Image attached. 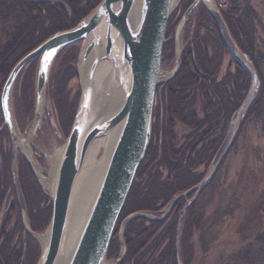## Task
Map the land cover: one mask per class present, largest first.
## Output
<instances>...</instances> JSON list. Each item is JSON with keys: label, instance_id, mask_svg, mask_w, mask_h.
Segmentation results:
<instances>
[{"label": "trees", "instance_id": "1", "mask_svg": "<svg viewBox=\"0 0 264 264\" xmlns=\"http://www.w3.org/2000/svg\"><path fill=\"white\" fill-rule=\"evenodd\" d=\"M18 1L23 3L21 7L16 6ZM100 1L0 0V62L3 57L5 58L8 44L18 35V32H21V23L26 24V33L29 35L26 42L30 41L29 43L32 46L37 47L54 33L77 25ZM221 1L214 0L235 43L249 57L261 82L251 105L241 120V132L254 121L261 125L264 134V24L249 0H226V6L224 7ZM192 2L193 0H189L184 12ZM67 8L70 10V14ZM20 15L25 16V18H20ZM183 15L184 13L179 17H183ZM179 17H170L166 38L174 32L175 25L180 20ZM184 28L187 43L181 56L182 66L178 74L165 85L167 103L165 102L164 108L166 118L164 141L159 144V131L156 137L151 139L147 155L137 172L136 180L128 195L120 219L134 212H157V210L167 205L173 197L187 190L201 179L195 174L189 175L190 177L187 175L183 183L173 181L171 178L173 169L167 131L170 130L173 112H181L183 122L190 123L192 118L197 116L198 107L200 106L202 111L207 106L204 102V99L207 98L210 109L207 115L208 122H212L213 117H219L222 112H224L225 120L228 121L231 114L240 108L251 86L250 75L241 62L225 48L220 33L205 7L199 6L196 8ZM22 44L16 45L12 52L7 53V61L11 58L14 61L20 56L23 57L31 50L30 47L32 46L22 49L21 47L24 46ZM172 48L173 42L168 43L166 41L163 53L165 54L167 50L172 51ZM20 50L22 51L18 53ZM76 55L77 44L62 50L60 65L61 68L64 66L66 69H63L62 76L55 79L57 83L66 80L68 74L76 73L75 67L72 66V61L75 60ZM35 61L36 59L26 66V68L30 67L29 71L31 70L29 73L27 72L28 74L34 73L36 69ZM67 69H69L68 73L63 76ZM1 82L0 80V87ZM207 92L210 95H203ZM57 102V111L60 113V110L64 109L69 101L65 103V101L62 102L61 99H57ZM68 105L72 107V109L70 108L72 112L67 126H65L62 119H59L66 133L71 126L78 103L76 107L74 103ZM190 107H193V112L188 111ZM70 109L68 108L67 111H70ZM253 115L254 120H251L250 118ZM3 122L0 106V138L7 135ZM4 157L5 163L4 168L0 167V177L4 173L11 183V153L10 156L5 154ZM160 167L166 169L168 174L167 178L162 181H159L163 177V173L159 170ZM1 186L0 215L3 214L5 202L3 198L6 194V187L3 184ZM206 192L202 193L186 213L182 228L179 260L177 259L176 237L185 202L184 198L176 202L170 216L163 222L144 217H137L127 222L124 231L126 257L122 264H190V259L194 253V247L188 240L190 232L202 231L204 225L211 228L216 225L219 219V216L211 217L209 215L204 220L205 212L210 205L209 201H211L209 198L204 197ZM16 203L11 204L12 211L6 214L5 223H10V219L13 217L12 213L18 209ZM50 208L51 206L48 205L46 208L40 209L41 213L33 214L32 207H28L30 227L33 230H41L49 223L52 212ZM16 212H19V214L17 219L15 218L14 236L17 233L18 241L10 242V236H13V234L6 233L4 228L0 235V242L4 238L7 241L9 237V243L5 242L0 245V264L22 263L25 243L26 259L24 264H35L40 251L29 236L26 237L25 242L23 241L21 214L20 211ZM118 248V242L113 238L109 248V256L116 255ZM224 264H264V230L230 254Z\"/></svg>", "mask_w": 264, "mask_h": 264}, {"label": "water", "instance_id": "2", "mask_svg": "<svg viewBox=\"0 0 264 264\" xmlns=\"http://www.w3.org/2000/svg\"><path fill=\"white\" fill-rule=\"evenodd\" d=\"M172 1L101 0L77 25L51 35L25 54L10 71L1 94V109L12 142L11 172L19 208L22 211L26 209L25 201L17 169L15 171L19 133L11 110V91L22 70L33 60L40 58L36 80L38 104L40 96L44 95L50 68L57 55L63 49L86 41L89 37L94 40L87 47H83L81 57L89 56L96 43H102L106 58L112 61L116 68L125 71V75L120 80L124 92L123 102L105 116L91 118L92 110L89 106L83 105L84 95L81 91L77 112L61 155L54 192L50 197L52 212L47 229L49 240L46 247H42L38 264L59 263L73 187L77 176L85 166L91 144L95 139L107 136L115 127L121 125L97 196L67 262V264H105L115 228L150 144L155 98L160 84L163 47L173 10ZM200 4H204L206 11L212 17L225 48L247 70L251 78V86L212 161L209 174L193 189L173 197L164 210L162 219L150 218L148 214L133 213L124 220L122 227L137 217L163 222L168 210L177 200L195 191L196 195L200 194L212 179L217 166L227 155L237 124L245 116L260 87V78L255 67L235 43L214 0H194L183 15V24ZM68 13L70 14L69 9ZM178 61L180 62V58ZM40 116L37 111L38 120ZM186 208L176 237L178 260ZM261 212L264 214V203ZM24 226L26 228L25 223ZM125 257L126 248L117 264H122Z\"/></svg>", "mask_w": 264, "mask_h": 264}, {"label": "rangeland", "instance_id": "3", "mask_svg": "<svg viewBox=\"0 0 264 264\" xmlns=\"http://www.w3.org/2000/svg\"><path fill=\"white\" fill-rule=\"evenodd\" d=\"M249 1L264 24V0ZM188 2L189 0H181L177 2L173 6L171 16L179 17L180 15H182V13H184V10L186 9ZM22 4V2L18 1V4L16 6L21 7ZM221 4L223 7L226 6V0H222ZM30 5L33 6L32 4ZM215 5L218 8L217 3H215ZM199 6L205 7L204 4H200ZM94 8L88 14H90L94 10ZM20 18H25V16L20 15ZM179 19L180 20L175 25L174 32L168 35V38H166V41L168 43L173 42V50H167L165 54L163 53L161 76H163V74L165 73L175 72L177 67V60L180 57L181 51L187 43L186 31L184 28L185 24L183 25L182 17H179ZM20 25L22 30L20 33L18 32V35H16L8 44L6 48L7 53L12 52L16 45L20 43L24 44V46L21 47L22 49H27L32 46V44L29 43L30 41L26 42L28 39L27 37L29 36L26 33V24L24 25L21 23ZM180 26H182V30L180 31V33H178ZM84 42L85 41L77 43V55L75 57V60L72 61V66L75 67L76 73L68 74L67 79L63 80L62 83H57V81L55 80L56 78L58 79V77L62 76L61 73L64 72L63 69H66V67L64 66L61 68L60 65V62L62 61V58H60V54L62 51L55 58L50 68L47 85L44 89L45 101L44 106L41 110H39V104L37 103L36 98V80L40 58H37L35 61L36 69L34 73L28 74L31 71H29V66L28 68L25 67L22 70L17 80L15 81L11 91V110L15 121V127L21 139L27 141L29 148V155L27 156V158L32 162L38 164L42 171V175L45 177H49V173L51 171V164L49 162L50 157L55 155L60 149L64 148L67 135L71 130L70 128H68L67 134L65 136L63 135L61 138H58L54 132V128L51 125V121H53V124H55L56 130H59L58 125L62 127V122L60 120V123L59 119H62V121H64L65 123V126H67L71 118L70 113L72 112V107L68 104L74 103L76 107L77 103L79 104L80 101L82 87L81 79L79 76L78 63L81 58ZM32 47H30L31 50L35 48ZM179 48H181L180 53H178ZM21 51L22 50H20L18 53H20ZM6 55L5 58L3 57L0 62V80L2 81L0 87V106L1 94L6 79L12 68L16 65L17 61L22 58V56H20L14 61L12 60V58L8 59L7 61ZM68 70L69 69H67L63 76L68 73ZM62 87L63 89H61ZM57 99H61V101H65V103L69 101L67 105H65L64 109L60 110V113H58L57 111ZM68 108H71L70 111H67ZM37 111L41 114L39 120L36 118ZM75 115L70 127H72ZM250 119L254 120V115ZM3 126L6 129L5 131L7 132V135L0 138V167L2 168H4L5 163L4 155L6 154L7 156L8 154L10 156L12 148L9 130L5 125V121L3 122ZM21 154H24L25 156L27 155L26 153L21 151L19 147H17L16 157H22ZM33 166L35 170L34 173H32L29 168H27V165L26 167L23 166V168L18 171L20 187L23 192L25 201V211H22L19 208L18 197L13 181L12 172L10 174L11 183L8 180V176H5L4 173L1 174L0 190H2L1 185L3 184L6 187V194L3 198L5 200L4 205L12 203L14 205L15 202H17L16 207L18 209L16 211H20L22 224H26V230L23 226L22 231L23 241L25 242L27 240L26 237L29 236L30 239L33 240L34 244L36 243L40 251L38 260L35 263L38 264L41 257L42 244L37 236L47 234L50 220L45 228L38 231L33 230L30 227L28 207H32L31 210L34 211L33 214L41 213V208H46L48 205H52L50 198L52 194L51 191L46 189L41 182V178L37 174L35 164ZM16 169L17 161L15 164V171ZM220 181L221 187L218 190H211L208 193L206 192L207 194L205 195V198H209L211 201H209L210 205L205 212L204 220L206 219L205 217L209 215L211 217L219 216L218 222L211 228H207L204 225L202 231H198L196 233L194 231L190 232L188 240L194 247V253L192 254V257L190 259V264H224L230 254L237 251L242 245L252 240L257 233L264 230V214L261 212V207L264 203V134L259 123L253 121L250 126H248L243 132H241L239 143L234 148H232L231 153L224 162ZM192 193L187 195V197H189ZM5 208L6 205L3 209ZM50 209L52 210V206ZM13 210H15V208H13ZM160 210L161 209L153 213H134L148 214L150 218L159 220L162 219V213L160 212ZM9 211L10 210L8 209L7 213H9ZM16 211L12 213L13 217L12 219H10V223H5V221L3 220L1 230L2 233L5 228L6 233L13 234V236H10L9 239L10 242L13 243L18 241L17 233L14 236V224L19 214V212ZM127 217L122 219L119 218V221L115 228V233L113 235V238H115V241H117L119 245L118 253L116 255L109 256L108 251L105 264H117V261L123 255L124 248H126L124 241V231L126 225L125 227H122V223ZM181 236L179 241L180 254ZM8 238L7 241H5V238L2 239L0 245L5 242L9 243ZM24 246V249L26 250V243ZM22 259H24V262L20 264L25 263L26 251L24 250Z\"/></svg>", "mask_w": 264, "mask_h": 264}, {"label": "bare ground", "instance_id": "4", "mask_svg": "<svg viewBox=\"0 0 264 264\" xmlns=\"http://www.w3.org/2000/svg\"><path fill=\"white\" fill-rule=\"evenodd\" d=\"M179 1L181 0H173L172 5L174 6ZM181 30L182 26L179 27L178 33ZM93 40L92 37H89L85 41L84 47H87ZM180 51L181 48L178 49V53ZM78 70L81 79V91L84 95L83 105L89 106L90 110H92L90 111L91 118L105 116L123 102L124 92L120 80L125 75V71L122 68H116L112 61L106 58L102 43H96L89 56L80 58ZM172 74L173 72L165 73L161 77L167 79ZM44 101L45 96L41 95L39 110L43 108ZM120 130L121 125H118L107 136L95 139L91 144L85 166L77 176L73 187L58 264H67L73 253L81 230L97 196ZM17 147L29 155L27 141L21 139L20 135ZM62 153L63 149H60L55 155L50 157L51 171L49 177L43 176L40 167L34 163L41 182L46 189L51 191V194L54 192ZM37 237L42 247L45 248L49 240V233Z\"/></svg>", "mask_w": 264, "mask_h": 264}, {"label": "flooded vegetation", "instance_id": "5", "mask_svg": "<svg viewBox=\"0 0 264 264\" xmlns=\"http://www.w3.org/2000/svg\"><path fill=\"white\" fill-rule=\"evenodd\" d=\"M67 11H68V8H67ZM183 50L181 51V54H180V62L177 60V67H176L175 72L172 74V76H170L167 79L161 77L162 81H160V84L157 88L155 104H154V111H153V125H152L151 139L156 137V134L159 131V144L163 143L164 137H165L164 127H165L166 118L164 114V108H165V102L167 103L165 85L168 82H170L180 71L181 66H182L181 56H182ZM203 95H210V93L209 92H207L206 94L203 93ZM204 102L206 103L207 106L204 107L202 111L199 106L197 109L198 112H196L197 116L195 118H192V121L190 123L183 122V114L181 112L180 113L173 112V115L171 117L170 130L168 129L167 131V134H168L167 139L169 140V143H170L171 166L173 169L172 174H171L172 180L183 183L187 175L188 177H190L193 174H195L197 175V177L198 176L201 177V179L198 182L194 183L190 188L179 193L178 195L188 190L193 189L209 174L212 161L215 158V155L218 149L224 142L226 138V134L230 128L231 122L233 121L235 117V113L237 111L236 110L235 112L231 114L228 121L225 120L224 112H222L219 117L214 116L212 122H208L207 115L210 110L208 106L209 101L207 100V98H205ZM188 111L193 112L194 111L193 107H190ZM241 120L242 118L240 119L235 129V133H234V137H233V141L231 143L230 149L227 155L224 157V159L217 166V169L212 179L210 180V182L205 186V188L200 192V194L196 195V191H195L189 197L187 196L183 197L185 199V204L182 208V214H183L185 207H187L186 212H185V217L191 205L199 199V197L202 195L204 191L209 192L214 189L218 190L221 187L220 180H221V173H222L224 162L226 161V158L231 153L232 148H234L240 141ZM51 125L54 128V132L58 138L59 137L61 138L63 135L65 136L67 134L65 130L59 125H58L59 130L58 129L56 130L55 129L56 126L55 124H53V121H51ZM21 155L22 157L18 156L16 159L17 172L21 170L23 166L26 167L27 165L28 166L27 168H29V170L32 173H34L35 171L34 166H33L34 162H32L30 159L27 158L28 155L26 156L24 154H21ZM11 158H12V148H11ZM36 165L38 164L36 163ZM159 170L161 173H163V177L159 180V181H162L165 178H167L168 174L166 172V169H164L163 167H160ZM176 202L168 210L166 219H168V217L170 216L171 210L175 206ZM5 205H6V208L3 210V214L0 215V223H1L0 233L2 230V223H3V220H5L8 209L10 210L9 213L12 211L11 204H5ZM167 205H165L160 210V212L162 213V218L164 216V210L166 209ZM24 229L26 230L25 226H24ZM23 250L26 251L25 249ZM23 262H24V259H22V263Z\"/></svg>", "mask_w": 264, "mask_h": 264}]
</instances>
